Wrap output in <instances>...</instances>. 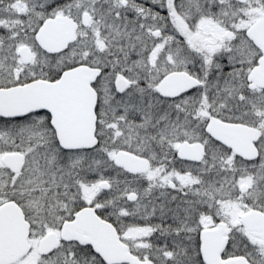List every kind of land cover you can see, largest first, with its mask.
I'll use <instances>...</instances> for the list:
<instances>
[{
  "label": "snow or ice",
  "instance_id": "obj_1",
  "mask_svg": "<svg viewBox=\"0 0 264 264\" xmlns=\"http://www.w3.org/2000/svg\"><path fill=\"white\" fill-rule=\"evenodd\" d=\"M0 264H264V0H0Z\"/></svg>",
  "mask_w": 264,
  "mask_h": 264
}]
</instances>
